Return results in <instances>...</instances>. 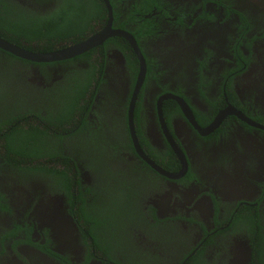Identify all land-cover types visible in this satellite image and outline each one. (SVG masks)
Returning a JSON list of instances; mask_svg holds the SVG:
<instances>
[{"label":"flooded vegetation","instance_id":"af4514ba","mask_svg":"<svg viewBox=\"0 0 264 264\" xmlns=\"http://www.w3.org/2000/svg\"><path fill=\"white\" fill-rule=\"evenodd\" d=\"M107 28L132 41L0 48V123L59 152L53 175L0 137V264H264V0H0V37L28 50Z\"/></svg>","mask_w":264,"mask_h":264},{"label":"trees","instance_id":"16d2710c","mask_svg":"<svg viewBox=\"0 0 264 264\" xmlns=\"http://www.w3.org/2000/svg\"><path fill=\"white\" fill-rule=\"evenodd\" d=\"M5 37L7 35H4ZM21 37V35H19ZM23 37L28 38L29 40L33 39H39L41 40V43H43V49H36L31 50L33 52H49L53 50V46L58 43L59 41L55 42L56 35L51 32H44V33H34V35H27L23 34ZM60 37V36H59ZM22 39V38H21ZM58 39V38H57ZM26 41V40H23ZM13 43L22 46V44H19V42L13 41ZM28 49V48H27ZM9 55V54H7ZM11 56V55H9ZM12 59H15V57L11 56ZM26 62V61H24ZM42 66V65H41ZM8 73L12 74L17 77L18 76V70L12 69V66L8 65V68H4ZM72 100L70 99V96H68L67 99H64L63 105L60 107L61 112H63V116H69L72 115L73 112V104L71 103ZM51 108H53V104H50ZM18 118H21L20 115L11 116L9 119L6 118V120L2 121L0 123V137L5 138V146L4 149L6 150V155H14V162L18 164L21 159L20 158H27L30 164L34 165L35 170H46L47 172L50 171L54 172L55 174L56 170L52 166V168L43 165L45 161H52V158L54 156H58V148L56 146H48L46 143V136L48 135V129L49 127L45 128L44 126L39 125L38 123L35 124V122H30L26 124L25 127L22 125V123L18 122ZM53 118L49 114V119L47 120L48 123L52 122ZM14 121L13 126L8 128V125L12 124ZM64 125H62L63 127ZM65 130V129H63ZM50 132V131H49ZM24 156V157H20ZM41 158V159H39Z\"/></svg>","mask_w":264,"mask_h":264},{"label":"water","instance_id":"95a60500","mask_svg":"<svg viewBox=\"0 0 264 264\" xmlns=\"http://www.w3.org/2000/svg\"><path fill=\"white\" fill-rule=\"evenodd\" d=\"M110 35H121L128 40L132 38L123 32H110L107 28L102 32L95 34L83 41L68 45L64 48L56 49L50 52H33L31 50L19 47L13 43L7 42L0 37V48L13 54L16 57L29 60L35 63H51L73 58L82 54L91 48L100 45ZM54 217L55 214H52Z\"/></svg>","mask_w":264,"mask_h":264},{"label":"rangeland","instance_id":"374dc122","mask_svg":"<svg viewBox=\"0 0 264 264\" xmlns=\"http://www.w3.org/2000/svg\"><path fill=\"white\" fill-rule=\"evenodd\" d=\"M0 73H1V75H3V73L0 71ZM5 74H6V76H14L13 75V73L12 74H10V73H6L5 72ZM5 89V90H4ZM6 92H7V84L5 83V84H3L2 85V87L0 86V96H2V98H3V100L5 101L6 100ZM49 136H50V134H48L47 136H46V138L48 139L49 138ZM47 141V140H46Z\"/></svg>","mask_w":264,"mask_h":264}]
</instances>
